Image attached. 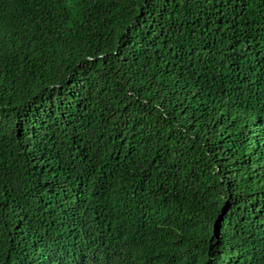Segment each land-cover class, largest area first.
<instances>
[{"label": "trees", "instance_id": "1", "mask_svg": "<svg viewBox=\"0 0 264 264\" xmlns=\"http://www.w3.org/2000/svg\"><path fill=\"white\" fill-rule=\"evenodd\" d=\"M0 264H264V0H0Z\"/></svg>", "mask_w": 264, "mask_h": 264}]
</instances>
